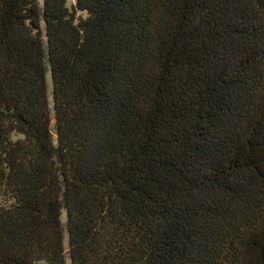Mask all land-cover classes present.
Listing matches in <instances>:
<instances>
[{"label": "trees", "instance_id": "1", "mask_svg": "<svg viewBox=\"0 0 264 264\" xmlns=\"http://www.w3.org/2000/svg\"><path fill=\"white\" fill-rule=\"evenodd\" d=\"M67 260L264 264V0H0V264Z\"/></svg>", "mask_w": 264, "mask_h": 264}, {"label": "rangeland", "instance_id": "2", "mask_svg": "<svg viewBox=\"0 0 264 264\" xmlns=\"http://www.w3.org/2000/svg\"><path fill=\"white\" fill-rule=\"evenodd\" d=\"M48 83H49V87H51L50 78L48 79ZM62 220L65 221V213H63V215H62ZM66 245H67V243H66ZM39 264H41V263H39ZM67 264H70L69 260H67Z\"/></svg>", "mask_w": 264, "mask_h": 264}]
</instances>
